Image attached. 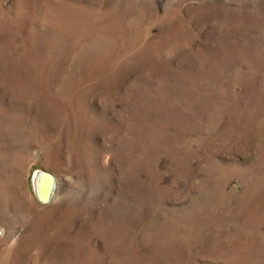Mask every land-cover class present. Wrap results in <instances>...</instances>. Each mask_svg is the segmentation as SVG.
<instances>
[{"label":"rangeland","instance_id":"1","mask_svg":"<svg viewBox=\"0 0 264 264\" xmlns=\"http://www.w3.org/2000/svg\"><path fill=\"white\" fill-rule=\"evenodd\" d=\"M0 264H264V0H0Z\"/></svg>","mask_w":264,"mask_h":264},{"label":"water","instance_id":"2","mask_svg":"<svg viewBox=\"0 0 264 264\" xmlns=\"http://www.w3.org/2000/svg\"><path fill=\"white\" fill-rule=\"evenodd\" d=\"M47 177V176H46ZM49 180V181H48ZM47 183H50V185L49 184H47L48 186L46 187V190H47V192H46V194H43V196H42V198L43 199H46L47 197H49L50 195H51V193H52V191H53V189H54V177L53 176H48L47 177Z\"/></svg>","mask_w":264,"mask_h":264},{"label":"bare ground","instance_id":"3","mask_svg":"<svg viewBox=\"0 0 264 264\" xmlns=\"http://www.w3.org/2000/svg\"><path fill=\"white\" fill-rule=\"evenodd\" d=\"M47 184L50 185V183H47V177L45 176L44 183L40 186L41 196H43V194H46L47 192L46 187L48 186Z\"/></svg>","mask_w":264,"mask_h":264}]
</instances>
